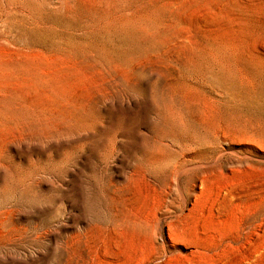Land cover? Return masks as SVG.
<instances>
[{
    "label": "rangeland",
    "instance_id": "rangeland-1",
    "mask_svg": "<svg viewBox=\"0 0 264 264\" xmlns=\"http://www.w3.org/2000/svg\"><path fill=\"white\" fill-rule=\"evenodd\" d=\"M248 138L264 149V0H0V160L15 172L0 228L19 227L0 247L15 264H264V153ZM170 149L185 179L205 175L186 185L188 204L201 196L171 229L181 245L175 216L153 232Z\"/></svg>",
    "mask_w": 264,
    "mask_h": 264
},
{
    "label": "bare ground",
    "instance_id": "bare-ground-1",
    "mask_svg": "<svg viewBox=\"0 0 264 264\" xmlns=\"http://www.w3.org/2000/svg\"><path fill=\"white\" fill-rule=\"evenodd\" d=\"M13 1V0H12ZM21 15V14H20ZM28 20V19H27ZM128 101V100H127ZM170 123V122H169ZM165 125V124H164ZM145 126V125H144ZM169 127V126H168ZM146 129V128H145ZM170 130V129H169ZM174 132V131H173ZM172 133V132H171ZM173 136H175V134H172ZM152 136V135H151ZM164 136V135H162ZM161 136V137H162ZM36 138V137H35ZM33 139V138H32ZM162 139V138H161ZM171 141H170V146L171 145H174L176 143V136H175V139L174 137H171L170 138ZM169 139V140H170ZM43 140V139H42ZM159 140V139H158ZM164 140V138H163ZM36 141V140H35ZM165 141V140H164ZM245 142V141H244ZM248 147L252 150H256V151H260V153H264V149H260L257 147L258 144H256V141L252 140V139H247L246 140ZM160 143V142H159ZM166 143V142H165ZM167 144V143H166ZM179 144V143H178ZM152 146V145H151ZM157 146V145H156ZM162 146V145H161ZM168 146V145H167ZM166 145H164L165 148H167ZM178 146V145H177ZM180 146V144H179ZM159 147V146H158ZM169 147V146H168ZM154 148V147H153ZM156 148V147H155ZM163 148V149H165ZM172 148V147H171ZM175 149V148H173ZM179 149V148H178ZM180 150V149H179ZM184 150V149H183ZM161 151V150H160ZM149 152V151H148ZM147 152V153H148ZM250 150H248V155H250ZM15 153L17 154L16 157L18 159H21L18 151L15 149ZM14 153V154H15ZM163 153V152H162ZM181 153H182V150H181ZM181 153L180 152H177V151H173V150H166V154L163 156H161L162 158H160L158 161H159V164L161 165H164L165 166H170L171 167L169 168V172L167 173L168 176L165 178L166 181L164 184H162L163 181L161 182H155L154 184L156 185L157 189L159 190L158 193V196H160L159 198V202H157V206H155V214L154 216L156 215V220H155V228H154V231L155 233H158L162 230L161 228V222H162V219L167 216H175V219L173 222H169L166 226H167V234H168V237L169 239L171 240V242L175 243V244H178V245H181L182 241L181 239H179V237L177 235L173 236L172 233H171V229H174V228H177L178 226H180V223L182 222V220L186 219V217L194 210L195 206L197 205L198 203V200L201 196V189L199 187V191L196 193L194 191L192 192H189L190 194V203L188 204V196H186V191H188L186 189V185H189L190 184V188H197V184L199 182L200 185H203L202 183L204 182L205 183V178L204 176H201V175H196L194 176L193 178H191L190 176V181L188 179H185L188 175V172H189V168L187 166H189V160H183V161H179L180 163L177 165V167L175 166L176 164V160L181 156ZM258 153V152H257ZM183 154V153H182ZM117 155V154H116ZM155 155V154H154ZM119 156V155H118ZM183 156V155H182ZM245 156V155H244ZM144 157V156H143ZM160 157V156H159ZM247 157V156H246ZM250 159V158H249ZM142 160V159H141ZM152 160V159H151ZM248 160V159H247ZM158 161L156 162L158 164ZM245 161V160H244ZM146 162V161H145ZM153 162V161H152ZM139 163V162H138ZM155 163V162H154ZM153 163V164H154ZM145 164V163H144ZM150 165V164H149ZM152 165V164H151ZM160 165V166H161ZM195 165V164H194ZM158 166V168L160 167ZM197 166V165H196ZM146 167V166H145ZM153 167V166H152ZM16 168V167H14ZM154 168V167H153ZM152 168V169H153ZM163 168V166H162ZM166 168V167H165ZM192 168V167H191ZM147 169V168H146ZM168 169V168H167ZM143 170V169H142ZM148 170V169H147ZM163 170V169H162ZM8 171L11 173V175H14L15 172L13 169H11L9 167V165L7 164L6 165V162H2L0 160V176H5L6 174H8ZM112 171V170H111ZM139 171V170H138ZM151 171V170H150ZM155 171V170H153ZM192 171V170H191ZM201 171V170H200ZM133 172V171H132ZM136 172V171H135ZM164 172V171H163ZM146 173V172H145ZM150 173V172H149ZM153 173V172H152ZM165 173V172H164ZM190 173V172H189ZM201 173V172H200ZM113 174V173H112ZM129 174V173H128ZM10 175V176H11ZM155 175V174H154ZM157 175V174H156ZM23 176V175H22ZM30 176L29 175H26L25 176V179L28 180V177ZM110 176V175H109ZM115 176V174H114ZM128 176V175H127ZM148 176V175H147ZM146 176V177H147ZM186 176V177H185ZM189 176V175H188ZM193 176V175H192ZM116 178L119 179V176L116 175ZM156 178V177H155ZM158 178V177H157ZM112 181V180H111ZM153 181V180H152ZM157 181V180H156ZM23 182V180H22ZM153 183V182H152ZM110 184V183H109ZM199 185V186H200ZM204 186V185H203ZM106 187V186H105ZM109 187V186H108ZM107 187V188H108ZM113 189L111 190L112 194L113 193H116V191L118 190L117 187H115V185L112 186ZM188 187V186H187ZM198 189V188H197ZM124 190V189H123ZM157 193V192H156ZM1 194V193H0ZM4 194V193H3ZM119 196V195H118ZM120 198V197H119ZM111 200V198H110ZM8 204V203H7ZM6 204V205H7ZM1 205V204H0ZM12 205V204H11ZM187 206V209H184V207ZM6 207V206H5ZM8 208H12V206L9 205ZM2 211V209H1ZM25 211V210H24ZM114 211V210H113ZM14 212L16 213L17 215V219L18 221H20V219L22 220L23 218H25V213H23L21 210H18V209H4V214L8 217V215L10 214H14ZM1 214V213H0ZM27 215V214H26ZM14 216V215H13ZM114 216V215H113ZM4 217V216H3ZM2 217V218H3ZM26 219V218H25ZM112 219V218H111ZM147 220V219H146ZM28 223V222H27ZM147 223V222H145ZM17 222H15L14 220L10 221H6V218L4 220H2V224H1V228H2V233L0 234V245L2 244V238H5V237H8L9 235H13V232L16 231L17 227L16 226ZM20 225V224H19ZM22 225V224H21ZM149 225V224H148ZM110 226L113 228L115 227V222L112 221V223L110 224ZM147 227V225H145ZM152 226V225H151ZM27 227V226H26ZM65 227V226H64ZM0 228V230H1ZM19 228V227H18ZM22 228V227H21ZM150 228H148L149 230ZM18 230V229H17ZM28 230V229H27ZM153 229L151 228L149 231H152ZM48 231V230H47ZM21 232V231H20ZM152 232V233H153ZM16 233V232H15ZM6 234H8V236H5ZM154 235V234H153ZM86 236V235H85ZM79 237V236H78ZM13 238V237H12ZM82 239V241H85V237L83 235V237L81 236L80 237ZM155 238V236H154ZM7 240V238H6ZM12 240V239H11ZM10 240V241H11ZM9 241V242H10ZM79 241V240H78ZM8 242V243H9ZM86 242V241H85ZM85 242H83V244L81 243V246H78L79 247V250H81L82 252L86 253V254H89V248L86 246ZM6 245V244H5ZM9 245V244H8ZM69 245V244H68ZM5 247V246H4ZM12 248V247H10ZM7 249V248H5ZM2 247H0V258H2V256L5 257L6 259V262L4 263H7V264H15V262L11 259V256H12V252L11 250H5ZM163 252V251H162ZM160 254V253H159ZM93 255V254H92ZM90 255V256H92ZM85 256V255H84ZM96 256V255H94ZM154 257V256H153ZM161 257V255H160ZM90 258V257H89ZM81 259V258H80ZM152 259V258H151ZM157 258L154 257L153 260H156ZM159 259V258H158ZM3 260V259H2ZM89 260H92V259H89ZM89 260L86 259L85 261V264H94L93 262L89 263ZM93 261V260H92ZM1 263V262H0ZM3 263V264H4ZM82 264V263H81Z\"/></svg>",
    "mask_w": 264,
    "mask_h": 264
}]
</instances>
